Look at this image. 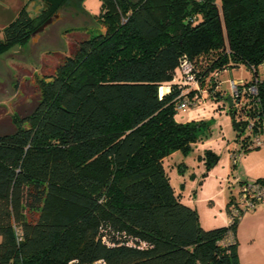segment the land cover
<instances>
[{
	"label": "trees",
	"instance_id": "trees-1",
	"mask_svg": "<svg viewBox=\"0 0 264 264\" xmlns=\"http://www.w3.org/2000/svg\"><path fill=\"white\" fill-rule=\"evenodd\" d=\"M67 1L22 7L0 53ZM99 16L105 31L73 43L32 110L0 132V264H239L244 209L229 199L228 224L202 227L161 162L199 136V124L174 121L180 104L201 102L206 86L221 96L227 68L251 72L230 112L244 101L255 124L233 150L264 144V0H101Z\"/></svg>",
	"mask_w": 264,
	"mask_h": 264
},
{
	"label": "rangeland",
	"instance_id": "rangeland-1",
	"mask_svg": "<svg viewBox=\"0 0 264 264\" xmlns=\"http://www.w3.org/2000/svg\"><path fill=\"white\" fill-rule=\"evenodd\" d=\"M100 7L101 0H68L59 10V19L34 38L0 53V132L10 129L14 117L32 110L41 94V82L47 81L64 58L73 53V43L105 31ZM250 78L251 72L245 66L227 68L218 75L216 89L221 96L206 86L201 102L178 109L173 116L177 123L199 124V136L185 151H168L162 158V167L173 194L197 210L204 228L228 224L226 203L231 193L237 197L239 179L251 183L258 174L264 178V146L241 154L235 165L230 157L248 130H235L231 108L224 98L232 94L233 81ZM242 103L237 105L236 121L249 119L239 110Z\"/></svg>",
	"mask_w": 264,
	"mask_h": 264
},
{
	"label": "crops",
	"instance_id": "crops-1",
	"mask_svg": "<svg viewBox=\"0 0 264 264\" xmlns=\"http://www.w3.org/2000/svg\"><path fill=\"white\" fill-rule=\"evenodd\" d=\"M30 1L32 0H0V30L12 21L19 10ZM35 3L41 4L39 0H35ZM261 146H264V144ZM257 178H263V176L258 174ZM243 181H246V179H239L238 182ZM230 195H233V193ZM236 235L239 264H263L264 201L257 202L252 209L243 213L237 225Z\"/></svg>",
	"mask_w": 264,
	"mask_h": 264
},
{
	"label": "built area",
	"instance_id": "built-area-1",
	"mask_svg": "<svg viewBox=\"0 0 264 264\" xmlns=\"http://www.w3.org/2000/svg\"><path fill=\"white\" fill-rule=\"evenodd\" d=\"M261 68L264 69V59L261 64ZM183 73H184V80L186 83H192L193 76L190 74V69L188 66H183ZM238 82L240 81H233L232 82V95L237 96V93L239 92ZM249 91L251 93H256L257 89L255 86H250ZM189 101H185L182 104H180L179 108H185L189 105ZM199 103V102H198ZM254 122L252 120L244 121L241 124V127L245 130L252 131L254 127ZM264 128V124H263ZM262 137L261 136H255L254 137V143L259 147L263 145L262 143ZM241 155L240 151L237 150H231L230 157L232 158V163L235 164L237 162L238 157ZM239 191L237 197L233 196L230 202V207L233 210H239L244 209V211H247L249 209H252L257 202L264 201V184L260 182H251L248 183L247 181H243L239 183Z\"/></svg>",
	"mask_w": 264,
	"mask_h": 264
},
{
	"label": "water",
	"instance_id": "water-1",
	"mask_svg": "<svg viewBox=\"0 0 264 264\" xmlns=\"http://www.w3.org/2000/svg\"><path fill=\"white\" fill-rule=\"evenodd\" d=\"M42 8V4H36L35 0L30 1L26 7H25V11L28 13H38ZM59 19V12L54 14L53 16L47 18L44 22H42L31 34V37L34 38L35 35H37L39 32L43 31L48 25H50L51 23H53L55 20ZM229 107L232 106L233 104V99L231 95H228L227 97H225ZM233 117V126L235 128V130L237 132H242L244 129L241 127V124L244 121H236Z\"/></svg>",
	"mask_w": 264,
	"mask_h": 264
}]
</instances>
